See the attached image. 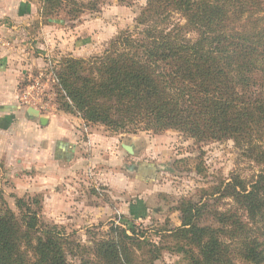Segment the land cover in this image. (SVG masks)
<instances>
[{"label":"trees","instance_id":"trees-1","mask_svg":"<svg viewBox=\"0 0 264 264\" xmlns=\"http://www.w3.org/2000/svg\"><path fill=\"white\" fill-rule=\"evenodd\" d=\"M41 4L43 19L61 9L70 20L100 10V0ZM56 73L59 110L86 124L232 140L260 170L226 184L222 197L234 207L225 211L183 200L180 226L162 230L165 245L111 224L84 247L42 221L38 201L15 197L17 215L2 200L0 264H70L77 252L80 264H154L167 242L178 264H264V0H147L134 30L93 59L64 57Z\"/></svg>","mask_w":264,"mask_h":264},{"label":"rangeland","instance_id":"rangeland-1","mask_svg":"<svg viewBox=\"0 0 264 264\" xmlns=\"http://www.w3.org/2000/svg\"><path fill=\"white\" fill-rule=\"evenodd\" d=\"M146 1L131 0L120 4L117 0H100L99 12H85L73 20L67 18L63 9L59 10L51 19V28H48L50 41L46 42L42 33L38 34L44 50L37 52L43 55L47 65L34 71L39 70L37 75L41 71L48 72L46 67L51 64L57 78L56 70L64 57L88 60L102 55L119 33L134 30ZM47 19L44 18L46 22ZM171 21L183 24L179 15H173ZM187 37L194 39L196 35L189 33ZM42 84L46 87L45 102L50 106L49 110H59L63 100L59 81L52 82L47 76ZM65 114L75 121L81 120L78 114ZM97 126L93 127L114 140L116 153L129 161L131 173H123L129 177L125 182L121 180L120 187L117 184L110 189L103 173H96L99 178L92 183L86 173H81L77 181L79 186L73 185L72 194L68 195L77 204L70 210H64L59 208V203L45 201L47 194L37 184L36 189L40 188L42 192L28 193V173H18L19 179L15 178V173H0V201L4 200L17 215L15 197L38 201L41 220L64 228L66 234L73 235L84 247L91 248L93 237L107 232L111 224L126 230L134 227L143 229L145 238L165 245L162 230L180 226L178 209L183 200L202 202L209 205V209L225 211L234 207L231 199L222 197L226 184L232 183L235 178L250 181L260 170V166L244 156L232 140L196 142L172 130L159 133L133 129L114 131L103 125ZM99 143L103 154L102 141ZM123 146L131 147L132 153ZM118 169L122 170V167ZM95 186L99 189L98 193ZM57 187L60 190L61 185ZM112 189L123 190V193ZM166 245L154 264L180 262L181 257L167 249L173 244L167 242ZM75 255L68 256L70 264H80L81 254L77 252Z\"/></svg>","mask_w":264,"mask_h":264},{"label":"crops","instance_id":"crops-1","mask_svg":"<svg viewBox=\"0 0 264 264\" xmlns=\"http://www.w3.org/2000/svg\"><path fill=\"white\" fill-rule=\"evenodd\" d=\"M41 7V0H0V173H15L17 179L18 173H28L29 194L42 192L36 189L37 184L47 194L45 201L70 210L77 204L70 198L71 189L73 185L79 186L81 173H86L91 183L99 178L96 173H103L111 189L117 184L120 187L121 180L125 182L129 177L123 173H131V169L129 161L116 153L114 140L94 125L75 121L56 109L50 111L21 102L25 88L39 71L34 70L47 65L37 52L44 50L38 34L50 41L47 34L52 18L44 24ZM30 107L38 110L45 122L30 116ZM94 189L99 192L97 186Z\"/></svg>","mask_w":264,"mask_h":264},{"label":"built area","instance_id":"built-area-1","mask_svg":"<svg viewBox=\"0 0 264 264\" xmlns=\"http://www.w3.org/2000/svg\"><path fill=\"white\" fill-rule=\"evenodd\" d=\"M46 68L48 69V72H39L38 75L35 76L34 79L31 80L30 84L25 88L21 98V102L23 104L28 106H38L39 108L44 109H48L50 107L48 106V103L45 102V98H47V95L45 94L46 87L42 84V82L47 79V76L49 80L50 78L52 79V82L57 83L58 80L53 73L51 64H48Z\"/></svg>","mask_w":264,"mask_h":264},{"label":"water","instance_id":"water-1","mask_svg":"<svg viewBox=\"0 0 264 264\" xmlns=\"http://www.w3.org/2000/svg\"><path fill=\"white\" fill-rule=\"evenodd\" d=\"M27 112H28V114L30 116L39 117L40 118V121L42 123L45 122V117L42 116V115H40V113H39L38 110L30 107V108H28ZM123 147H124V149H126L127 151H129L130 153H132V148L131 147H129V146H123Z\"/></svg>","mask_w":264,"mask_h":264}]
</instances>
